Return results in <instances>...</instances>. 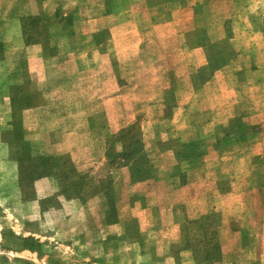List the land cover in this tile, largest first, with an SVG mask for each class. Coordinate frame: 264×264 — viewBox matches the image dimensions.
Returning a JSON list of instances; mask_svg holds the SVG:
<instances>
[{"label": "rangeland", "instance_id": "1", "mask_svg": "<svg viewBox=\"0 0 264 264\" xmlns=\"http://www.w3.org/2000/svg\"><path fill=\"white\" fill-rule=\"evenodd\" d=\"M29 1L17 0L21 10ZM34 1L38 12L18 18L14 15L19 12L14 10L16 0H0V17H5L0 20V264H90L93 258L97 264H152L157 259L153 245L157 240L159 254L163 253L159 258L164 259L159 264H264V58L251 56L252 46L264 49V0L240 11L231 9L230 2L235 7L236 0L198 2L201 8L193 11L192 20L209 25L205 39L191 38L190 45L177 35L189 23L188 11L173 12L176 24L168 23V16L159 12L157 17L164 25L154 34L157 39L141 45L146 52L153 51L154 59L137 56L133 60L131 84L141 79L143 65L153 61L164 67V75L159 72L166 88L148 91L142 104L141 91L127 89L140 103L134 106L133 121L119 123L115 132L107 133L104 143L88 135L85 110L97 107L77 105L78 97L86 102L97 97L92 88V63L78 77L77 62L65 55L66 50L77 48L71 23L85 16L82 1L86 0ZM79 6L83 8L79 10ZM10 15L15 19L8 18ZM228 15L235 22L225 30L228 38L237 34L236 39L215 41L221 34L220 21ZM121 17L139 18L133 11ZM257 29L261 32L255 35ZM138 44L134 41V51ZM225 65L226 71H218L203 85L212 70ZM121 72L125 76L122 67ZM82 77L90 87L77 91L74 85ZM100 92L102 96L107 91ZM230 115L242 118L231 122ZM213 132H226L227 137L212 143ZM215 143L232 148L227 162L221 170L199 168L205 151ZM80 145L88 146L95 158L105 146L108 161L97 164L96 170L90 166L88 172H78L69 159ZM124 147L134 151L132 158L139 165L151 169L147 178L161 180L163 194L159 192L150 201L156 205L153 216L140 223L124 219L120 234L102 238L98 232L85 233L87 224L96 229L98 219L91 213L97 210V203H89V217L83 218L77 202L66 201L87 192L85 177L100 174L108 185L116 180L117 202L114 193L106 192L108 221L116 217L118 207L126 213L119 201L125 178L143 180L132 178L126 165L129 159L119 156ZM160 151L165 152L163 157ZM161 159L165 168L158 170ZM123 166L128 171L118 170ZM218 177L224 182L223 189L234 183V190L224 202L213 204L216 210L197 216L200 210L192 209V178L198 183L207 179L212 185ZM108 185L102 184L101 190L110 188ZM260 186L262 190H257ZM172 216L180 220V234L168 241L156 228L166 226ZM138 226L153 229L142 234ZM23 237L37 240L41 255L22 249ZM162 238L164 247L160 249ZM138 242L146 250L139 249ZM217 242L220 249H211ZM86 256L89 260H82Z\"/></svg>", "mask_w": 264, "mask_h": 264}, {"label": "crops", "instance_id": "2", "mask_svg": "<svg viewBox=\"0 0 264 264\" xmlns=\"http://www.w3.org/2000/svg\"><path fill=\"white\" fill-rule=\"evenodd\" d=\"M207 1L209 0H204L203 2L202 0L82 1V3L84 4V8L86 9L85 16L78 17L72 20L71 23L74 31L72 37L75 43L77 44V48H71L66 50L67 54L65 55L72 56L75 62H77L78 65L76 75L78 77L80 76V72L82 71L81 73H83V71L85 70V65H90L92 63V71L94 77V80L92 82V88L96 91L95 95H97V97H94V100L92 99V101L89 102H86L80 97H78L77 100L78 106L80 104L84 107H97L96 109L85 110L86 122L89 128L88 135H90V138L98 140V142L100 143L101 141L104 143V139L107 137V133L115 132L118 128L117 126L119 125V123L121 125V123H128L133 121V118L136 113V111L134 110V106L140 103H137L138 101L133 100L132 95L130 96V94L126 92L127 89L132 88L134 90L141 91L142 94L139 97V100L142 104V101L145 100V96L147 95L146 93L148 91H154L155 89L164 90L166 88V86L164 85L165 79L161 75V73H163V75L165 73L164 67L161 66L160 63L154 65L153 61L150 62L147 67L143 65L141 69V79L135 80V83L131 84L133 80L134 71V66L132 64L133 60L137 56H141V60H143L142 58H148L151 60L154 59L153 51L146 52L144 49H141V45L144 42L150 43L153 42V40L157 39L154 34H156V32L160 30L158 29L159 26L164 25H162V19L157 17L159 12L162 17H165L166 15L168 16V23L171 21L176 24L173 18V12L185 10L188 11L190 15L188 25L183 27L182 29L180 28L182 30L181 32L180 29L177 30L178 34H176L179 36L182 35V39L184 40V42L190 45V42L192 43L193 38L197 40L205 39L204 36L206 34L204 33V31L207 29V26L209 24L205 23L200 25L199 23H196L195 20H192V13L195 9L201 8V3L198 2L204 3ZM242 1L243 3L240 0H236L237 5L235 7L234 3L230 2L232 5L231 9H237V11H240L242 9H248L249 4H251L252 7L254 3L257 4L256 0ZM223 3H221V8H225ZM18 4L19 3L16 0V3H14V5L17 7H14V10H18L19 12L14 15H16L18 18L22 15L35 14L38 12V6H35L34 0H30V5L28 7H25V9L23 10H21ZM73 6L71 8H77ZM43 8H46V4L43 6ZM82 8L83 7L79 6V10H81ZM227 8L229 9V6H227ZM95 11L101 12L94 14ZM128 11H133L134 13H136V15H138L139 18L131 20L130 18L121 17L125 15ZM14 15H10V17L8 18L15 19ZM2 18L5 17H0V20H3ZM163 19L165 20L166 18ZM15 21L17 26L19 27L20 25L18 23V19H16ZM192 21L194 25L193 28ZM232 22L235 21L234 19H231L230 15L222 18V20L220 21V24L222 26L221 34L219 38L214 39L215 41L227 39V41L231 42L233 41V39H236L237 34L235 35L233 33L231 34L233 36L228 38V34L225 30V26H227V29H229L228 27L231 25ZM216 24L217 23H215V25ZM123 29H125L124 33ZM18 32L21 36L20 28H18ZM253 32L255 35H257V33H260L261 31L260 29H257ZM134 41L139 42V44L136 46L138 47V50L136 51H134L132 48ZM84 43H87V46H84ZM256 46H252V58H264V49H262V46L257 49ZM236 51L237 56L241 55L239 49H237ZM31 57L32 56H30L29 58ZM147 62L148 61H146V63ZM121 67L125 71V76H122ZM227 68L228 65H225L221 66L219 69L212 70V72L210 73V75H212L210 80L206 81L203 85L206 86L207 84H209L218 71H226ZM241 68L242 67H239V70H243ZM159 71H161V73ZM129 72H131L132 74ZM172 73H174V71ZM136 74L138 75V73ZM173 78L174 77H172V80ZM89 87L90 86L86 85L85 77H82L81 79L78 78L76 85H74V88H76L77 91H83L85 89H88ZM102 90H105L107 92L101 96L100 91ZM118 91L125 92H120V94H118ZM150 99L151 97H147V100ZM241 118L242 116L240 115H230L229 121L232 122L236 120L238 122ZM209 121H211V119ZM252 123L255 124L256 122ZM213 133L214 137L212 139V143L213 141L215 142L216 139L221 140L223 137H227L226 132ZM69 136H71V134H69L68 137ZM196 137L197 135L192 137V139ZM199 137L201 136L199 135ZM105 150L106 148L105 146H103L100 149V155H98V158H95L93 157V154L88 146L80 145L74 148L75 152H71L69 160L73 163L75 169L78 172L86 173L89 171L90 166L93 167L94 170H96L97 164H101L105 161ZM231 150L232 148H229V145H220V143L210 144L209 148L205 151L201 162H199L201 163L199 168H202L204 170L210 168H220L221 170L222 166L227 162L226 160L227 158H229L227 154H229ZM157 152H159V150H157ZM160 154L163 157L165 152L160 151ZM210 159H213V161H210ZM106 161L108 160L106 159ZM158 164L159 165H156V169L159 170V168H165L164 160L160 161V163ZM197 168L198 167L194 169ZM114 170V172L117 171V169ZM118 170L128 171V166L120 167L118 168ZM109 173H111V171H109ZM100 176V174H93V177H85L86 181H83V186L86 188L88 193L85 191L82 193L83 197L79 196V198L77 199L66 200L70 204L71 202H77V210L83 218L89 217L90 212H87L89 203H97V210L91 213L94 219H98L96 220V229L93 227L91 228V226L87 224V227L84 226L85 233L90 230V233L98 232L102 234V238H105L106 236L120 234V232L124 229V219H131L132 221L135 220V222L140 223L142 222V220L147 219L150 215L153 216L152 212L156 205L150 204V201L157 199L154 196H156V194H158L159 196V192L160 194H163L164 186L160 185L161 180H159L158 178H145L140 181H132L128 175L124 180V192H122L121 196L119 197V201L122 202L123 205L121 209H123V211H126V213H121L118 207L116 217L112 216L113 219L111 221H108L106 220V217L110 218L111 213L107 208L108 206L106 192H108L109 195H112V193H114V200L116 201L117 183L116 180H113L112 185L111 182L109 183L110 188L108 187L105 190H101L102 184V187H107L106 185H108V182L105 181L104 183V180L100 178ZM103 176H105V174ZM225 177V174L222 173V178ZM219 179L220 177H218V179L216 180H213L212 185H210L209 183H206L207 179L200 180V182L198 183L197 179L195 180L194 178H192V209L194 207L200 210V213L197 216L203 213H207L208 211L216 210L215 208H213V204L218 202H224L228 198L227 196L231 194V192L234 190V183H232V186L229 183L230 187L226 186V188L223 189L222 186L224 182ZM187 184L188 182L183 184V186ZM95 186H97V188H95ZM111 186L113 188V191L111 190ZM92 187L95 189H91ZM257 190H262L261 186L257 187ZM220 214H222V212ZM194 217L195 215H192V218ZM137 228L138 232L142 234H145L147 233V231L150 230L152 231L153 229L149 228L148 226H138ZM156 230L161 231L163 237L165 236L164 238H168V241H175L178 238V235L180 234V220L179 218L177 219V217L175 218V216H172V220L167 223L166 226H162L161 229L157 227ZM167 234H170V236H168ZM164 240L165 239L162 238V241H160L162 245ZM156 242V244H152L155 246L154 250H156L157 259L152 260V264L164 263V259L159 258V256L163 254H159V240H157ZM137 247L139 249L146 250L140 242L137 243ZM163 247L164 245L160 249H163ZM221 249H224L223 245L221 246ZM82 260H89V256H86ZM92 261L93 262L90 264H97L94 258L92 259Z\"/></svg>", "mask_w": 264, "mask_h": 264}, {"label": "trees", "instance_id": "3", "mask_svg": "<svg viewBox=\"0 0 264 264\" xmlns=\"http://www.w3.org/2000/svg\"><path fill=\"white\" fill-rule=\"evenodd\" d=\"M208 66H210L212 69L215 68V67L213 68V66L211 65V62H209V65ZM109 149H110V146H109ZM108 155H110L109 154V150H108ZM132 155H134V151L133 150H127V149H125V147L120 151V154H119V156H121L122 158L129 159V160H127L129 162H126V165H129V167L131 169L132 178H138V179L141 178V179H144V178H147L148 176H150V173L152 171L147 166V164H141V165H139V163L137 162V160L135 161V159L132 158ZM206 217L207 216H205L203 218L204 220H202V221L205 222V218ZM202 225H204V224L202 223ZM22 240L24 242H26V243L23 244L22 249H28V250L33 251V252L35 251V252L38 253V255H41V253L38 250L39 243H38L37 240L33 239L32 237H23ZM215 245H216V247L213 246L211 249H214V248L220 249V246H219L218 242L215 243ZM209 254L211 255V253H209Z\"/></svg>", "mask_w": 264, "mask_h": 264}]
</instances>
